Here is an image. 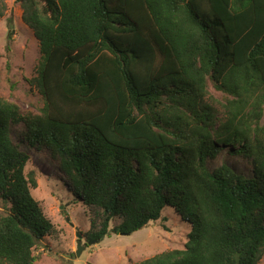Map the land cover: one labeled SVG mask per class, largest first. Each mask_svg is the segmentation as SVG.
Listing matches in <instances>:
<instances>
[{
	"label": "trees",
	"instance_id": "16d2710c",
	"mask_svg": "<svg viewBox=\"0 0 264 264\" xmlns=\"http://www.w3.org/2000/svg\"><path fill=\"white\" fill-rule=\"evenodd\" d=\"M20 2L40 44L44 106L25 117L0 96V264H35L56 230L12 135L21 124L22 141L49 152L89 207L91 238L110 235L115 219L114 232L131 234L168 208L190 229L184 249L135 264H260L264 0ZM210 85L226 94L217 126ZM226 149L251 175L209 167Z\"/></svg>",
	"mask_w": 264,
	"mask_h": 264
},
{
	"label": "rangeland",
	"instance_id": "374dc122",
	"mask_svg": "<svg viewBox=\"0 0 264 264\" xmlns=\"http://www.w3.org/2000/svg\"><path fill=\"white\" fill-rule=\"evenodd\" d=\"M5 2L6 10L0 17V96L15 102L25 117L39 115L44 106L43 95L35 83L42 58L39 40L24 22L20 0ZM205 101L216 114L217 126L226 117V94L210 85ZM23 127L24 124L13 125L12 135L30 156L26 172L33 170L38 182L32 193L56 229L40 239L34 248L35 264H135L167 250L185 248L190 229L169 208L160 219L131 234L114 232L113 228L120 223L115 219L110 224V235L102 240L91 238L89 207L75 195L49 152L22 141ZM229 151L226 149L209 160V167L227 163L236 172L251 175L248 161ZM8 208L9 204L0 199V216L9 213ZM78 233L84 245L80 255H77ZM260 264H264V256Z\"/></svg>",
	"mask_w": 264,
	"mask_h": 264
},
{
	"label": "water",
	"instance_id": "95a60500",
	"mask_svg": "<svg viewBox=\"0 0 264 264\" xmlns=\"http://www.w3.org/2000/svg\"><path fill=\"white\" fill-rule=\"evenodd\" d=\"M78 249H77V255H80L82 250L84 249V245H82V240H81V234L78 233Z\"/></svg>",
	"mask_w": 264,
	"mask_h": 264
}]
</instances>
